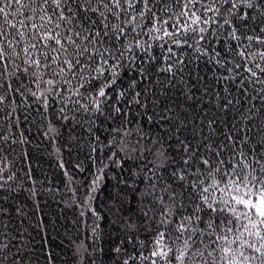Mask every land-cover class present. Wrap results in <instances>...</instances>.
Returning <instances> with one entry per match:
<instances>
[{"label": "snow or ice", "instance_id": "1", "mask_svg": "<svg viewBox=\"0 0 264 264\" xmlns=\"http://www.w3.org/2000/svg\"><path fill=\"white\" fill-rule=\"evenodd\" d=\"M0 264H264V0H0Z\"/></svg>", "mask_w": 264, "mask_h": 264}, {"label": "trees", "instance_id": "2", "mask_svg": "<svg viewBox=\"0 0 264 264\" xmlns=\"http://www.w3.org/2000/svg\"><path fill=\"white\" fill-rule=\"evenodd\" d=\"M65 244H67V241H65Z\"/></svg>", "mask_w": 264, "mask_h": 264}]
</instances>
